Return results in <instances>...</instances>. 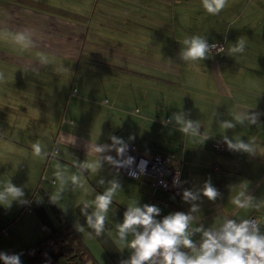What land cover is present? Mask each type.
Returning a JSON list of instances; mask_svg holds the SVG:
<instances>
[{
	"label": "crops",
	"instance_id": "1",
	"mask_svg": "<svg viewBox=\"0 0 264 264\" xmlns=\"http://www.w3.org/2000/svg\"><path fill=\"white\" fill-rule=\"evenodd\" d=\"M69 2L0 0V99L15 104L0 103V112L4 107L13 117L18 116L14 124L20 121L17 130L0 124V188L11 182L23 190L21 199L27 201L0 206V250L2 238L6 237L10 247H22L24 251L69 221L85 242L100 252L103 264H112L100 239L115 237L133 203L141 208L158 207V221L177 212L192 215L193 228L204 231L218 229L227 219L239 223L255 217L257 223L264 221V206L242 209L231 203L242 183L248 185L255 204L264 201V0H231L235 8L231 12L227 7L222 9L219 21L225 24L218 35L206 38L208 44L223 46V51H210L197 61H186L181 55L183 40L189 37L185 24L190 18L139 16L137 12L120 16L101 12L94 17L96 5L90 0ZM103 5L119 7L112 2ZM176 40L182 49L177 48ZM240 40L245 43V51L233 53L231 49ZM139 45L147 49L145 54ZM58 68L73 69V74L67 75L70 81L60 74L54 75V81L41 78ZM79 74L105 80L113 99L117 86L130 91L125 98L126 108L134 92L139 91L135 96L139 108L134 110L136 115L131 113L129 129L108 131L98 141L89 140L71 127L56 128V122L47 121L46 115L55 110L53 102L51 110L38 102L20 108L19 101L24 98L52 97L63 102L65 92L70 97L75 96L70 91L72 94L77 87L89 91L91 87L84 81L74 86V77ZM120 111L128 118L127 109ZM180 111L186 119L200 121V132L209 137L207 141L200 144L196 137L180 133L174 121L168 122ZM247 113L257 116V124L245 120L226 131L219 126L223 120L235 122L234 117ZM112 135L122 138L128 149L137 147L146 157H174L180 172L174 207L150 202L141 188L145 181L114 172L106 161L93 171L90 165L95 155L90 146L110 144ZM224 135L259 145L257 153L229 150ZM215 142L226 146L222 153L215 151ZM37 143L42 147L39 156L33 150ZM208 180L219 192L215 201L200 195ZM112 181L120 188L106 213L104 229L97 234L87 217L96 210V197L103 195ZM185 190L198 194V199L184 201ZM156 197L171 201L166 194ZM193 206L197 207L195 213L190 212ZM118 210L123 214L120 222L113 218ZM201 237L202 232H192L197 247ZM134 238L128 233L124 241L130 255L133 249L128 244Z\"/></svg>",
	"mask_w": 264,
	"mask_h": 264
},
{
	"label": "clouds",
	"instance_id": "2",
	"mask_svg": "<svg viewBox=\"0 0 264 264\" xmlns=\"http://www.w3.org/2000/svg\"><path fill=\"white\" fill-rule=\"evenodd\" d=\"M227 0H202V7L210 15L218 14L225 8ZM24 37H21L23 39ZM214 46V45H213ZM233 53H243L245 43L240 40L237 46L231 49ZM210 52V46L206 39L194 35L183 40L182 58L186 61L203 60ZM233 120H223L220 127L225 131L234 129L237 123H244L245 120L250 125L257 124L255 114H244L234 117ZM175 122L180 133L186 136L196 137L198 143L203 144L209 138L204 132L201 134L200 121L186 119L183 111H180L169 119V123ZM223 142L231 151L243 152L249 155L256 154L259 145L251 141L245 142L241 138H230L224 135ZM110 144L95 143L90 146V151L95 155V161L90 167L96 171L103 162H108L117 167L122 166L118 160L106 153L115 151L117 157H123L128 150V144L120 137L110 136ZM131 140L132 137H129ZM33 150L37 156L40 155L42 147L39 143L33 145ZM131 158H129L130 162ZM103 183V181H101ZM120 188L116 181L111 182V186L98 195L94 201L96 210L87 217V223L99 234L104 229L106 213L111 205L114 196ZM248 185L242 183L239 191L231 198V203L242 209L264 206V201L260 205L254 203V197L248 194ZM209 201H215L219 195L218 190L208 180L204 183L200 193ZM184 201H196L198 194L190 190L182 193ZM24 192L20 187L8 182L0 188V206L11 205L12 201L19 200L20 203H27ZM85 207H88L85 202ZM160 209L156 206L145 205L143 208L137 207L135 203L130 204L122 225L118 228L117 243L124 246L126 234L131 233L134 239L130 241L128 247L134 250L127 264H264V232L261 231V223L250 219H243L239 223L235 220L227 219L218 229L213 228L204 231L202 228H193V216L177 212L164 217L161 221L156 219L160 215ZM197 207L193 206L190 212L195 213ZM138 226L143 230L139 231ZM83 231V229H80ZM202 232V237L197 247V242L191 238L192 232ZM184 249L189 251H184ZM0 264H21L20 254L8 255L0 252Z\"/></svg>",
	"mask_w": 264,
	"mask_h": 264
},
{
	"label": "rangeland",
	"instance_id": "3",
	"mask_svg": "<svg viewBox=\"0 0 264 264\" xmlns=\"http://www.w3.org/2000/svg\"><path fill=\"white\" fill-rule=\"evenodd\" d=\"M53 1H56V3L58 4H70L69 0ZM107 2L115 3L119 7H117V9L116 7L106 8L103 4ZM89 3L96 5L94 7L95 10H92L94 17L100 16L101 12L103 13V15L112 16H120L121 14H135L134 12H137L139 16H163L169 18L175 16L176 18H190V22L185 24L187 26V28H185V32L188 33L189 38L194 35L201 36L204 39L215 38L218 35V31L221 29V26L225 24L223 20L219 21V18H221L220 15L222 13V10L216 15H210L203 9L202 0H90ZM226 7L229 8V10L227 11L231 12L230 9H234L235 5L231 2V0H227L225 9ZM41 8L45 7L41 6ZM122 10L124 11V13H121ZM176 25L179 26L180 23L177 22ZM176 44L179 50L182 49L179 46L180 42L178 40H176ZM139 48L143 50V47H141V45H139ZM146 51L147 49L143 50L144 54L146 53ZM72 71V68H68L63 71L58 68L57 70L54 69L53 71H51L53 73H44L41 78L45 77V79L48 81H54V75L60 74L65 81H70V77H67V75H69ZM72 74L73 72L70 75ZM73 81H75V83H73L74 86H78L80 83L79 81H84V83L88 84L91 89L89 91H83L79 89V87H77L75 89L77 91L79 90L78 94H75L76 90H72V94L70 91V95L75 96L70 97H67V93L65 92L63 96V102L61 99L52 97L24 98L19 101V105L21 106L20 108H27L35 102H38L44 106L48 105V108L51 110V103L53 102V107L55 108V110L53 113L50 112L46 115L47 121L49 123L56 122V128L62 126L63 128L71 127L72 130L74 129L76 131L77 135L84 136L89 140L98 141L102 138V135H106L105 133L108 131L114 132L118 130L121 132L122 130H127L131 127V123L133 122L131 115H136L134 110L136 108H139V106L137 105L138 100L135 98V96L139 94L138 90L134 92L133 97L130 99L127 105L128 108H126L124 106L126 103L125 98L126 94H129L130 91L124 89L121 90L117 86L118 93L117 95H115L116 98L113 99L112 97H109V91L106 90V82H104L105 80H98L87 76L84 77L83 75L79 74L78 78L75 76ZM129 81H132V79H129ZM67 90H69L68 87ZM105 100H108L109 103H106ZM0 103L15 107V104H11L9 102L7 103L4 101V99H0ZM124 109H127L128 111V113L126 114L128 118L120 111L122 110L124 112ZM10 113L11 112L8 109L1 107L0 124L6 126L12 125V127H15L17 130L20 121H17V124H14V122H16V118L18 116L13 117V115H11ZM70 120H72L73 123H68V121ZM170 163L177 169L179 168L176 161L172 160ZM133 180L145 181L144 183H142L141 188L147 192V197L148 195L151 196V188L149 186L148 179ZM164 194L170 195L169 193L163 192L162 190L157 191L154 196ZM174 199V201H176V196ZM120 207L122 206L120 205ZM122 216L123 214L122 212H120V210H118L117 212L114 211L113 213L114 220L117 218L118 222H120ZM5 234L7 235V232ZM118 239L119 237L117 229L115 237H103L100 239V244L103 251L108 255V258H110L112 264H127V261L130 260L132 255L128 253V250H126L124 246L121 247V245L117 243ZM7 242L8 241L6 240V237L2 238L0 252L6 253L8 255L20 254L21 264H29L25 257L24 251L22 250V247L12 248ZM87 245L90 251L93 253L95 259L99 263L103 264V260L99 255L100 252L96 250L91 244L87 243ZM133 253L134 250H131V254Z\"/></svg>",
	"mask_w": 264,
	"mask_h": 264
},
{
	"label": "trees",
	"instance_id": "4",
	"mask_svg": "<svg viewBox=\"0 0 264 264\" xmlns=\"http://www.w3.org/2000/svg\"><path fill=\"white\" fill-rule=\"evenodd\" d=\"M210 51L215 50L210 48ZM169 196L171 201L159 199L156 196H149V198L150 201L174 207L175 199ZM24 254L29 264H98L79 231L69 221L59 225L26 248Z\"/></svg>",
	"mask_w": 264,
	"mask_h": 264
},
{
	"label": "built area",
	"instance_id": "5",
	"mask_svg": "<svg viewBox=\"0 0 264 264\" xmlns=\"http://www.w3.org/2000/svg\"><path fill=\"white\" fill-rule=\"evenodd\" d=\"M209 46L217 52L223 51V47L217 43H212ZM214 148L217 153H222L226 146L217 142L214 144ZM111 156L122 165L117 167L112 164L116 173L123 174L131 179H148L151 196H154L157 191L163 190V192H167L175 198L180 184V172L170 163L172 160L175 161L172 155L145 157L136 147L132 146L123 157H117L116 153ZM129 158H131L130 162H128ZM250 220L257 222L255 217H251ZM142 230L141 228L140 231Z\"/></svg>",
	"mask_w": 264,
	"mask_h": 264
}]
</instances>
